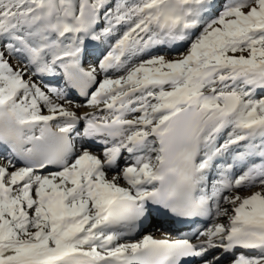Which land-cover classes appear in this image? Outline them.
Segmentation results:
<instances>
[{
  "label": "snow or ice",
  "instance_id": "obj_1",
  "mask_svg": "<svg viewBox=\"0 0 264 264\" xmlns=\"http://www.w3.org/2000/svg\"><path fill=\"white\" fill-rule=\"evenodd\" d=\"M0 264H264V0H0Z\"/></svg>",
  "mask_w": 264,
  "mask_h": 264
},
{
  "label": "bare ground",
  "instance_id": "obj_2",
  "mask_svg": "<svg viewBox=\"0 0 264 264\" xmlns=\"http://www.w3.org/2000/svg\"><path fill=\"white\" fill-rule=\"evenodd\" d=\"M75 97V96H74ZM73 97V98H74ZM74 99H78V98H74ZM80 100V99H79ZM81 111V113L82 112H84V111H88V109H86V108H84V109H81L80 110ZM259 188V187H258ZM249 192L250 191H244V190H241V192H240V194L242 195V194H244V193H247V194H249ZM148 232H151V233H153L157 238H160V237H162L163 236V232L164 231H169L168 229H163V230H157V229H155V228H150V229H148L147 230ZM177 232L175 231V230H171V234H172V236L174 237L175 236V234H176ZM143 234H147V233H141L140 234V236H142ZM140 236H137L136 238H138V237H140Z\"/></svg>",
  "mask_w": 264,
  "mask_h": 264
},
{
  "label": "rangeland",
  "instance_id": "obj_3",
  "mask_svg": "<svg viewBox=\"0 0 264 264\" xmlns=\"http://www.w3.org/2000/svg\"><path fill=\"white\" fill-rule=\"evenodd\" d=\"M260 189L257 187V188H253V189H250V190H248V191H250L249 192V194H247V193H244V194H242V196H248V195H251L253 192H255V191H259Z\"/></svg>",
  "mask_w": 264,
  "mask_h": 264
}]
</instances>
